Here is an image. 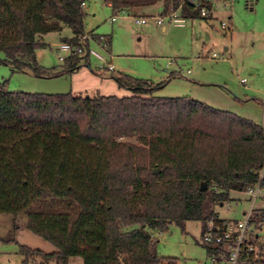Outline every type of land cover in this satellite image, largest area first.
Here are the masks:
<instances>
[{"label":"trees","instance_id":"1","mask_svg":"<svg viewBox=\"0 0 264 264\" xmlns=\"http://www.w3.org/2000/svg\"><path fill=\"white\" fill-rule=\"evenodd\" d=\"M80 1L0 0L1 60L44 75L74 70L87 51L69 52L59 70L46 72L34 49L44 44L42 33L64 25L71 35L62 40L77 42ZM103 1L114 12L158 0ZM159 1L161 12L179 2ZM180 12L200 16L186 0ZM108 44L107 37L101 45ZM112 71L130 93L7 90L0 83V211L23 213L25 226L54 246L19 243L23 264H67L70 255L82 264H154L161 257L174 264L156 253L149 229L194 219L200 235L217 217L215 204L253 184L264 165L259 122L190 96L153 94L150 80ZM251 220L258 229L264 208L255 207Z\"/></svg>","mask_w":264,"mask_h":264},{"label":"rangeland","instance_id":"2","mask_svg":"<svg viewBox=\"0 0 264 264\" xmlns=\"http://www.w3.org/2000/svg\"><path fill=\"white\" fill-rule=\"evenodd\" d=\"M83 30L88 34L87 65L77 72L58 75L35 73L29 68H17L1 60L0 83L7 90L42 92L70 91L77 94L113 93L123 95L130 89L118 85L110 71L96 72L99 56L108 60L112 73L124 72L148 79L155 86L153 94L186 95L211 106L227 109L261 124L264 103V0H210L211 14L184 16L183 24H156L152 16L161 12L158 1L127 8V14L112 10L103 0H83ZM146 21L135 23L134 16ZM225 28L219 27V21ZM109 39L102 46L97 35ZM71 35L64 25L59 31H48L39 37L43 45L34 49L35 60L45 71L60 69L69 51L59 49L63 37ZM214 52V55L211 53ZM169 68V70H166ZM229 198L215 204L219 217L242 218L248 200L240 190H229ZM254 207L264 208V189L254 201ZM228 206V209H226ZM257 235L264 241V223ZM156 239L155 251L172 256L174 264H211L205 245L199 239L200 222L187 219L182 227L170 222L164 229H149ZM44 251L54 246L32 233L25 226L23 213L0 211V264H23L18 244ZM26 264H36L28 260ZM46 264H62L48 261ZM67 264H82L78 255L67 257ZM154 264H166L161 257Z\"/></svg>","mask_w":264,"mask_h":264},{"label":"built area","instance_id":"3","mask_svg":"<svg viewBox=\"0 0 264 264\" xmlns=\"http://www.w3.org/2000/svg\"><path fill=\"white\" fill-rule=\"evenodd\" d=\"M184 0H179L176 6H169L164 12H159L152 16L154 23L160 24L166 18L167 22L181 25L184 21V15L180 12V5ZM192 7L196 8L200 16H205L209 10L207 4L210 0H186ZM81 6L84 1L79 3ZM127 14L126 8H118L109 16V20L114 19L116 14ZM135 23H143L146 17L138 15L133 17ZM219 27L225 28V22L219 21ZM97 38L103 42L106 37L98 34ZM88 34L83 32L77 36V42L62 40L58 44L59 49L67 50L72 53L83 54L87 51ZM214 55V52L211 53ZM58 58L63 57L58 55ZM99 61L94 64L96 72H106L113 70L112 64L104 57L99 56ZM262 113L264 114V103L262 104ZM261 126L264 131V116H262ZM264 171V165L258 170V177L251 185L246 186L243 193L248 200V206L242 211V218H222L217 215L216 218H209L205 221L204 227L199 235L200 241L204 245H217L207 251L211 264H257L264 258V241L259 239L257 229L253 227L251 216L254 212V201L259 193L264 189V184L260 182V177ZM228 209V206H226ZM264 221H257V224Z\"/></svg>","mask_w":264,"mask_h":264},{"label":"crops","instance_id":"4","mask_svg":"<svg viewBox=\"0 0 264 264\" xmlns=\"http://www.w3.org/2000/svg\"><path fill=\"white\" fill-rule=\"evenodd\" d=\"M160 2V1H159ZM106 3V2H105ZM107 5H108V3H106ZM144 6V5H143ZM142 7V6H141ZM211 14V9H210V6H209V10H208V12H207V15L206 16H209ZM85 53V52H84ZM87 56V55H86ZM85 56V58L84 59H80V61H79V63H78V65H77V67L74 69V70H72V71H70V73H72V72H77L78 70H79V67L82 65V64H86L87 65V61H86V57ZM166 70H169V68H166ZM95 92H98L97 90L95 91ZM218 215V214H217ZM222 218H227V217H222Z\"/></svg>","mask_w":264,"mask_h":264},{"label":"water","instance_id":"5","mask_svg":"<svg viewBox=\"0 0 264 264\" xmlns=\"http://www.w3.org/2000/svg\"><path fill=\"white\" fill-rule=\"evenodd\" d=\"M157 170H158V168L156 167V168H154L152 171H153V172H156ZM202 187H203V184L200 185V188H202Z\"/></svg>","mask_w":264,"mask_h":264}]
</instances>
